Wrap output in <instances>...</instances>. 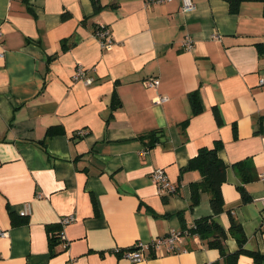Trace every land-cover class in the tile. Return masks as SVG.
<instances>
[{
	"label": "crops",
	"instance_id": "1",
	"mask_svg": "<svg viewBox=\"0 0 264 264\" xmlns=\"http://www.w3.org/2000/svg\"><path fill=\"white\" fill-rule=\"evenodd\" d=\"M193 1L184 11L181 0H0V264H227L210 232L191 229L206 215L228 230V252L231 214L246 247L264 251V4ZM100 24L110 48L94 35ZM77 64L94 68L92 83L73 79ZM156 75L158 88L147 83ZM216 142L227 173L212 214L189 160ZM159 166L175 193L158 192ZM71 213L68 246L53 244L50 228ZM171 230L183 231L176 250L151 245ZM140 242L142 260L122 255ZM236 264L259 263L240 253Z\"/></svg>",
	"mask_w": 264,
	"mask_h": 264
},
{
	"label": "trees",
	"instance_id": "2",
	"mask_svg": "<svg viewBox=\"0 0 264 264\" xmlns=\"http://www.w3.org/2000/svg\"><path fill=\"white\" fill-rule=\"evenodd\" d=\"M231 11H237L243 1L247 0H227ZM264 4V0H260ZM96 7H98L97 0H93ZM97 27V26H96ZM96 29V28H95ZM191 100L193 107L197 109V99L195 94H191ZM217 118L220 121L221 115L217 112ZM60 131L57 126H50L47 130L48 135L56 134ZM221 142H216L213 146H204L199 149L196 155L190 158V166H198L204 173L205 190L210 196V204L212 207V214L219 213L224 209V198L222 193V184L226 179L227 164L219 155V148ZM242 187V185H240ZM241 199L246 202L251 199V195L244 188L241 189ZM198 202V189L196 186L192 189V205ZM14 215V211L11 212ZM21 221L25 220L28 215H21L19 212ZM230 231L234 233L237 240L238 248L235 251L228 252L225 247V240L228 236V230L222 226L219 222L215 221L212 215H206L195 220L191 229L197 233L210 232L211 244L217 246L220 249L221 255L225 257L227 264H236L237 258L240 253H247L254 257L259 263H264V251L259 249H249L246 247L247 234L241 222L231 214ZM60 229V223L51 227V242L56 244L61 242L58 236ZM183 232V231H181Z\"/></svg>",
	"mask_w": 264,
	"mask_h": 264
},
{
	"label": "built area",
	"instance_id": "3",
	"mask_svg": "<svg viewBox=\"0 0 264 264\" xmlns=\"http://www.w3.org/2000/svg\"><path fill=\"white\" fill-rule=\"evenodd\" d=\"M153 1H164V0H148V2H153ZM181 2L184 11H190L195 7V3L193 0H181ZM1 34L2 32L0 31V36ZM94 35L100 40L101 45L105 48H110L115 43V40L111 37L110 28L105 24L98 25L94 30ZM214 36L220 38L219 34H213V37ZM194 45H195L194 38L190 34H187L183 39V46L187 50H192L194 48ZM93 69L94 68L89 69L88 67L82 64H77L72 77L75 80H82L86 84L92 83L94 81V76L92 75V73H89V70H93ZM147 83L151 87L158 88L160 83V78L157 75L151 76L148 79ZM260 83L261 84L264 83V77L260 79ZM157 99L158 101L163 102L168 99V96L164 94H157ZM79 132L82 134L84 131L81 130ZM259 179L264 181V171H261L259 173ZM152 180L154 184L157 186L158 192L161 194L175 193L178 189L177 184L171 181L169 175L167 174L166 170L163 167L160 166L156 167L152 171ZM37 195L41 196V193H38ZM259 198L264 203V194ZM19 213L21 215H29L31 213L30 203L29 202L24 203ZM74 219H75V215L71 213L62 216L59 220L60 229L58 231V236L60 241L63 243L64 247H67L69 244L64 228L68 223L72 222ZM263 225H264V218H263ZM6 234H7V229H4L3 227L0 226V235H6ZM180 235H181V231L171 230L167 234L154 239L151 242V245L155 249H159L162 246H166L170 250L173 249L176 250L175 242L180 237ZM146 246L147 245L145 243L140 242L138 243L137 249L134 248L125 249L122 251V255L131 261L142 260L144 258L142 249H144Z\"/></svg>",
	"mask_w": 264,
	"mask_h": 264
}]
</instances>
